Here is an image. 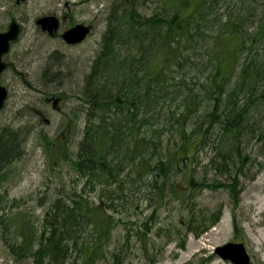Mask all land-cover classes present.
<instances>
[{"label": "rangeland", "instance_id": "rangeland-1", "mask_svg": "<svg viewBox=\"0 0 264 264\" xmlns=\"http://www.w3.org/2000/svg\"><path fill=\"white\" fill-rule=\"evenodd\" d=\"M162 2L137 0L136 8L148 16L163 10ZM261 2L218 0L215 10L216 14L258 10ZM121 4L120 0H0V32L7 30L11 20L20 27L18 38L2 57L7 67L0 74V85L8 93L0 109V135L15 133L10 161L0 165V264H34L33 255L22 256L17 250L20 234L29 232L35 251L43 228H56L55 240H66L67 248L60 252L57 264H80L82 245L93 240L94 234L84 220L61 222L63 208L73 206L72 199L101 204L111 217L110 237L96 264H233L215 253L216 247L229 242L243 243L251 264H264V144L259 133L252 131L261 127L263 109L253 112L251 129L244 133L241 148L249 159L242 169L238 170V163L227 171L217 166V129L198 145L190 167L184 168L178 159L181 135L175 119L184 113L190 91L199 90L209 71L206 36L210 33L205 32L204 47L192 51L185 65L171 69L165 90L149 95L148 101V95L144 96L146 102L140 105L141 136L160 141L154 160L171 162L165 179L158 173L155 178L137 175L136 159L128 162L123 151L112 154L121 163L113 170L116 182L99 183L73 168L71 161L78 157L88 120L97 122L105 116L106 123H112L120 119L114 108L102 111L92 106L86 78L101 54L107 28L114 29L127 10ZM49 14L60 20L53 37L35 23ZM75 23L90 25V33L78 44H66L60 35ZM115 33L116 56L123 61L138 49L119 37L117 27ZM256 48L264 56V45ZM139 56L132 69L131 59L126 67L120 66L116 80L125 78L128 85L136 74L141 76L148 57L147 53ZM107 75L101 72L91 86L105 91L104 103L116 90L115 80ZM134 95H143L142 84ZM210 110L211 103L202 101L191 121ZM235 171V194L228 187H208L231 182ZM54 214L61 215L60 220L52 219ZM41 264L55 262L45 257Z\"/></svg>", "mask_w": 264, "mask_h": 264}, {"label": "trees", "instance_id": "trees-1", "mask_svg": "<svg viewBox=\"0 0 264 264\" xmlns=\"http://www.w3.org/2000/svg\"><path fill=\"white\" fill-rule=\"evenodd\" d=\"M120 1L127 6V10H123L114 25L121 32L119 37L132 43L138 50L130 53L123 61H118L114 39L117 36L116 27H108L103 35L101 54L86 78V89L89 92L87 97L92 106L102 111L107 106L114 108L120 112V119L112 123H106L105 116L97 122L88 120L78 157L71 161L75 171L99 183H107L109 179L116 182L113 170L117 171L121 163L115 162L112 154L123 151L128 162L136 159L137 175H151L155 178L158 173L165 179L171 162L154 160L153 153L160 141L141 136L143 120H138L140 105L146 102L144 96L148 95V101L151 97L149 95L165 90L168 73L172 68L185 65L192 51L204 47L205 32L210 33L209 38L206 36L209 71L200 81L199 90L190 91L184 113L175 119L181 135L178 159L184 168L190 167L189 159L195 157L198 145L208 132L217 129V166L225 170L238 163V170L242 169L249 159L241 148L244 133L251 129L253 112H258L260 108L263 109L259 120L261 127L257 125L252 131L259 133L260 141L264 144V56L258 54L256 48L264 45V0L258 10H226L223 14H216L218 0H163V10L148 16L139 13L137 0ZM142 53H147L148 59L141 76L137 77L136 74L135 80L128 85L125 78L116 80L120 66L124 64L126 67L131 59L132 69L136 57L140 59ZM101 72H107L108 79L113 78L116 83V90L106 103L103 97L105 91L98 86L94 90L91 88ZM140 84L143 85V95L135 96L134 89ZM204 100L211 103V110L198 121H191ZM205 123L206 127H203ZM10 133L0 135V165L8 163L11 158L10 142L15 133ZM232 149L235 153H232ZM236 172L231 182H215L208 187H228L235 194ZM192 182L193 178L189 176L188 183ZM156 184L157 179H153L152 185ZM72 203L73 206L63 208L61 222L65 224L71 219L78 223L81 219L92 227L94 239L82 245L80 264H96L110 237L111 217L101 204L91 205L87 199H72ZM49 214L47 212L46 215ZM60 216L54 214L51 218L60 220ZM55 229L50 231L43 228L39 236V248L35 251L31 249L29 232L21 230V240L17 247L20 255H33L34 264H41L45 257L55 264L59 263L60 252H65L67 243L66 240L61 242L62 237L55 240ZM147 229L144 223L143 232Z\"/></svg>", "mask_w": 264, "mask_h": 264}, {"label": "water", "instance_id": "water-1", "mask_svg": "<svg viewBox=\"0 0 264 264\" xmlns=\"http://www.w3.org/2000/svg\"><path fill=\"white\" fill-rule=\"evenodd\" d=\"M35 23L42 32H46L53 37L58 32L60 26L59 18L54 14L38 17ZM91 27L83 23H75L71 27L63 30L61 38L66 44H78L86 39ZM20 32L19 24L11 20L6 31L0 32V74L6 68V63L2 57L6 54L13 41L18 38ZM7 90L0 85V109H2L7 98ZM54 102H57L56 100ZM215 253L224 260H230L233 264H251L250 257L245 246L241 242H229L215 248Z\"/></svg>", "mask_w": 264, "mask_h": 264}, {"label": "flooded vegetation", "instance_id": "flooded-vegetation-1", "mask_svg": "<svg viewBox=\"0 0 264 264\" xmlns=\"http://www.w3.org/2000/svg\"><path fill=\"white\" fill-rule=\"evenodd\" d=\"M5 63H6V62H5ZM6 67H7V64H6ZM56 99H58V100H59L60 98H56Z\"/></svg>", "mask_w": 264, "mask_h": 264}, {"label": "bare ground", "instance_id": "bare-ground-1", "mask_svg": "<svg viewBox=\"0 0 264 264\" xmlns=\"http://www.w3.org/2000/svg\"><path fill=\"white\" fill-rule=\"evenodd\" d=\"M88 137V136H87ZM83 138H85V137H83ZM88 138H90V137H88Z\"/></svg>", "mask_w": 264, "mask_h": 264}]
</instances>
